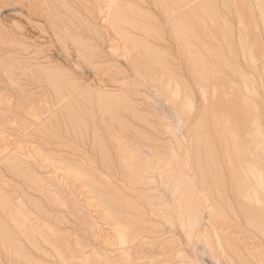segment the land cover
<instances>
[{
    "label": "rangeland",
    "instance_id": "374dc122",
    "mask_svg": "<svg viewBox=\"0 0 264 264\" xmlns=\"http://www.w3.org/2000/svg\"><path fill=\"white\" fill-rule=\"evenodd\" d=\"M181 1L0 0V264H264V0Z\"/></svg>",
    "mask_w": 264,
    "mask_h": 264
},
{
    "label": "bare ground",
    "instance_id": "6f19581e",
    "mask_svg": "<svg viewBox=\"0 0 264 264\" xmlns=\"http://www.w3.org/2000/svg\"><path fill=\"white\" fill-rule=\"evenodd\" d=\"M101 1H102V0H101ZM104 1L106 2V7L108 6L107 8H109V9L112 7L113 4L115 5V4L117 3V2L115 3V0H104ZM182 1H183V0H182ZM182 1H181V3H182ZM194 1H195V0H194ZM99 2H100V1H99ZM187 2H188V1H187ZM202 2H203V1H202ZM102 3H103V2H102ZM118 3H119V2H118ZM188 3H189V2H188ZM203 3H204V2H203ZM179 4H180V3H179ZM183 4H184V3H183ZM185 4H187V3H185ZM189 4H190V3H189ZM189 4H188V5H189ZM104 5H105V4H104ZM118 5H119V4H118ZM118 5H117V6H118ZM117 6H116V7H117ZM181 6H183V5L181 4ZM184 6H185V5H184ZM176 7H178V5H177ZM176 7H175V8H176ZM200 7H201V6H200ZM202 8H203V7H202ZM102 9H103V8H102ZM181 9H182V8H181ZM193 9H194V8H193ZM193 9H192V10H193ZM198 9H199V8H198ZM177 10H178V8H177ZM196 10H197V7H196ZM196 10H195V12L197 13L196 15H198V12H197ZM108 11H109V10H108ZM113 11H114V10H113ZM174 11H175V10H174ZM198 11H199V10H198ZM109 12H110V11H109ZM111 12H112V11H111ZM200 12H201V11H199V13H200ZM202 12H203V11H202ZM103 13L107 16V13H108V12H107V11H104ZM118 13H119V12H118ZM193 13H194V12H193ZM193 13H192V14H193ZM108 14H109V13H108ZM115 14H116V12H115ZM186 14H187V13H186ZM201 14H202V13H201ZM111 15H112V14H111ZM179 15H180V14H179ZM183 15H184V14H183ZM189 15H190V14H189ZM189 15H187V16H189ZM194 15H195V14H193V16H194ZM113 16H114V14H113ZM199 16H201V15H199ZM175 17H176V15H175ZM184 17H185V16H184ZM111 18H112V17H111ZM185 18H186V17H185ZM188 18H190V17H188ZM195 18L197 19L198 17H194V20L196 21ZM179 19H181V18L179 17ZM186 19H187V18H186ZM186 19H185V22L188 23V22L186 21ZM201 19H202V18H201ZM115 20L117 21L118 19H115ZM177 21H179V20H177ZM192 21H193V20H192ZM198 21H199V20H198ZM198 21H197V23H198ZM174 22H175V21H174ZM180 22H181V20H180ZM190 22H191V21H190ZM201 22H202V21H201ZM118 23H119V22H118ZM171 23H172V22H171ZM186 23H184V24H186ZM193 23H194V22H193ZM193 23H191V25H192ZM194 24H195V23H194ZM198 24H199V26H201V25H200V22H199ZM116 25H118V24H116ZM172 25L174 26L175 24H172ZM179 25H180V24H179ZM179 25H178V26H179ZM189 25H190V23H189ZM187 26H188V24H187ZM188 27H189V26H188ZM192 27H193V26H192ZM118 28H119V30H120V29H121V26L118 27ZM118 28H117V29H118ZM174 28H175V27H174ZM176 28H177V27H176ZM178 28H179V27H178ZM186 28H187V27H186ZM186 28H185V29H186ZM121 30H122V29H121ZM183 30H184V29H183ZM186 30H187V29H186ZM191 30H192V28H191ZM191 30H190V31H191ZM190 31L188 30V32H190ZM120 32H121V31H120ZM179 32H181V31H179ZM183 32H184V31H183ZM194 32H195V31H194ZM200 32H201V31H200ZM118 33H119V32H118ZM186 33H187V32H186ZM195 33H196V32H195ZM195 33H194V35H195ZM197 33H198V32H197ZM178 34H180V33H178ZM188 34H189V33H188ZM176 35H177V34H176ZM183 35H184V34H183ZM183 35H182V36H183ZM190 35H191V34H190ZM194 35H193V36H194ZM196 35H198L197 37L199 38V34H196ZM207 35H208V34H207ZM116 36H117V35H116ZM179 36H180V35H179ZM179 36H178V38H179ZM189 37H190V36H189ZM200 37H201V36H200ZM184 38H185V37H184ZM191 38H192V36H191ZM195 38H196V36H195ZM179 39H180V38H179ZM192 39H193V38H192ZM192 39H191V40H192ZM203 39H204V38H203ZM180 40H182V38H181ZM183 40H184V39H183ZM183 40H182V41H183ZM213 40H214V39H213ZM186 41H188V39H187ZM195 41H196V40H195ZM198 41H199V40H198ZM204 41H205V40H204ZM190 42H191V41H190ZM190 42H189V43H190ZM193 42H194V41H193ZM184 43H185V42H184ZM186 43H187V42H186ZM186 43H185V44H186ZM191 43H192V42H191ZM191 43L189 44V46L191 45ZM196 43H197V42H196ZM201 43L203 44V42H201ZM187 44H188V43H187ZM199 44H200V43H199ZM116 45H117V44H116ZM192 45H193V44H192ZM204 45H205V44H204ZM204 45H202V46H204ZM187 46H188V45H187ZM187 46H186V48H187ZM194 46H195V45H194ZM113 47H114V46H113ZM200 48H201V47H200ZM114 50H115V49L113 48V51H114ZM190 50H191V49H190ZM200 50H201V49H200ZM191 51H192V50H191ZM193 52H194V51H193ZM193 52H192V53H193ZM197 52H198V51H197ZM200 53H201V51H200ZM198 54H199V53H198ZM197 56H198V55H197ZM199 56H200V54H199ZM198 58H199V57H198ZM198 58H197V59H198ZM200 58H201V57H200ZM201 59H202V58H201ZM201 59H199V60H201ZM252 60H253V59H252ZM196 65H197V64H196ZM199 65H200V64H199ZM202 65H203V64H202ZM203 68H204V67H203ZM197 69H198V68H197ZM197 69H196V70H197ZM201 69H202V68H201ZM198 71H199V70H198ZM198 71H197V72H198ZM201 72H202V70H201ZM59 74H60V73H59ZM49 75H50V74H49ZM60 75H62V74H60ZM53 76H54V78L52 77V79L54 80V79H55V74H54ZM56 76H57V75H56ZM62 76H63V75H62ZM49 77H51V75H50ZM58 77L60 78V76H58ZM59 78H58V79H59ZM61 78H62V77H61ZM63 78H64V77H63ZM167 86H168V85H167ZM170 86H171V85H170ZM176 86H177V85H176ZM176 86L173 87L174 89H172V91H173L174 95L177 96V95H179V93H178V88H177L179 85H178L177 87H176ZM168 87H169V86H168ZM55 88H56V87H55ZM57 88H58V87H57ZM60 88H61V87H60ZM57 90H58V89H57ZM60 90H62V89H60ZM170 91H171V90H170ZM56 92H57V91H56ZM56 92H55V93H56ZM171 94H172V93H171ZM56 95H57V94H56ZM115 97H117V96H115ZM118 97H119V96H118ZM119 98H120V97H119ZM122 98H123V97H122ZM122 98H120V99H122ZM112 99H114V98H112ZM117 99H118V98H117ZM120 99H119V100H120ZM114 100H115V99H114ZM114 100H113V102H114ZM188 101H189V100H188ZM116 102H118V101H115V103H116ZM120 102H121V101H120ZM190 102L192 103V101H190ZM187 104H188V102H187ZM110 105H111V104H110ZM189 105H190V103H189ZM108 106H109V105H108ZM187 106H188V105H187ZM191 106H192V104L190 105V107H191ZM116 107H117V104H116ZM190 107H189V108H190ZM106 108H107V107H106ZM106 108H105V109H106ZM65 109H66V108H65ZM74 109H75V108H74ZM66 111H67V110H66ZM69 111H70V110H69ZM72 111H73V108H72ZM63 113H64V112H63ZM110 115H111V114H110ZM62 117H63V116H62ZM115 119H117V118H115ZM194 132H195V131H194ZM233 132H234V131H233ZM234 133H236V132H234ZM258 133H259V132H256V134H258ZM197 134H198V133H197ZM254 134H255V133H254ZM230 135H231V134H230ZM0 136H1V135H0ZM2 137H3V135H2ZM234 137H235V136H234ZM2 139H4V138H2ZM108 139H109V138H108ZM125 139H126V138H125ZM213 139H214V138H213ZM117 141H118V140H117ZM127 141H128V139H127ZM110 143H111V142H110ZM120 143H121V142H120ZM236 143H237V142H236ZM256 144H257V143H256ZM262 144H263V142L261 143V145H262ZM117 145H118V143H117ZM120 145H121V144H120ZM138 145H139V144H138ZM201 145H202V144H201ZM263 145H264V144H263ZM131 147H132V146H131ZM240 147H241V146H240ZM18 148H19V147H18ZM20 148H21V147H20ZM141 148H142V147H141ZM152 148H153V147H152ZM154 148H155V147H154ZM235 148H236V147H235ZM120 149H121V148H120ZM120 149H119V150H120ZM132 149H133V148H132ZM129 150H130V149H129ZM239 150H240V149H239ZM19 151H20V150H19ZM19 151H16V152H19ZM130 151H131V150H130ZM245 151H246V150H245ZM23 152H24V151H23ZM222 152H223V151H222ZM243 152H244V151H243ZM24 153H25V152H24ZM39 153L41 154L42 152H39ZM39 153H38V155H39ZM122 153H123V152H122ZM232 153H233V152H232ZM20 154H21V151H20ZM128 154H130V152H129ZM135 154H136V153H135ZM135 154H134V155H135ZM139 154H140V153H139ZM153 154H154V153H153ZM43 155H44V154H43ZM157 155H158V154H157ZM172 155H173V154H172ZM131 156H132V155H131ZM135 156H136V155H135ZM226 156H227V155H226ZM226 156H225V157H226ZM233 156H234V155H233ZM127 157H128V156H127ZM137 157H138V155L136 156V158H137ZM146 157H147V155L144 154V156H143L144 159H142V160L145 161V165H146L145 167H149V165H147V164L149 163V161H148V159H146ZM15 158H16V157H14V159H15ZM44 158H45V157H44ZM152 158H153V157H152ZM156 158H157V157H156ZM221 158H222V157H221ZM8 159H9V158H8ZM10 159H11V158H10ZM14 159H13V160H14ZM128 159H130V158H128ZM137 159H138V158H137ZM13 160H9V162L6 160L7 163H9V167H10V166H13V162H14ZM15 160H17V159H15ZM125 160H126V158H125ZM139 160H140V159H139ZM139 160H138V161H139ZM152 160H153V159H152ZM221 160H222V159H221ZM260 160H261V159H260ZM262 160H264V159L262 158ZM130 161H131V160H130ZM138 161H136V162H138ZM144 161H143V162H144ZM147 161H148V163H147ZM168 161H169V160H168ZM212 161H213V160H212ZM228 161H229V160H228ZM230 161H231V160H230ZM232 161H233V160H232ZM240 161H241V160H240ZM42 162H43V161H42ZM139 162H140V163H143L142 161H139ZM238 162H239V161H238ZM261 162H262V161H261ZM62 163H63V162H62ZM146 163H147V164H146ZM164 163H165V162H164ZM169 163H171V161H169ZM169 163H168V164H169ZM211 163H212V162H211ZM244 163H245V164H244ZM244 163H243L244 166H243L242 162H241V164H240V162L237 163V164H240V165L243 166V167H242V166H238V167H239V169H240L241 172H242V177H240V178H243V180L245 181V182L242 183L241 180H240V178H238V182L240 181L242 184L248 182V183H247V184H248V185H247L248 187H247V186H246V187H243V185H241V183L239 182L240 185H241L243 188H245V189L247 188V191H246V194H245V195H244L243 192L240 193V194H241V195L243 194L242 196L244 197V199L246 198V200L253 202V204H259V205H260V204H263V206H264V168H263L264 166H262V164L259 165L258 162H257V163H256V162L253 163L252 161H249V160H248V161L244 160ZM51 164H52V163H51ZM126 164H127V163H126ZM159 164H160V162L157 161V159H156L155 162L153 163V165L151 166L152 169L149 168V170H151V171H153V172H157V173H158L157 176L160 175V173H159L158 171H161V169L159 168V167H160ZM227 164H228V163H227ZM233 164H234V163H233ZM14 165H15V164H14ZM68 165H69V164H68ZM127 165H128V164H127ZM138 165H140V164H138ZM169 165H170V164H169ZM229 165H230V164H229ZM231 165H232V162H231ZM231 165H230V166H231ZM47 166H48V165H47ZM71 166H72V165H71ZM163 166H164V165H163ZM167 166H168V165H167ZM60 167H61V166H60ZM65 167H66V166H65ZM132 167H133V165H132ZM141 167H142V166H141ZM234 167H235V166H233L232 169H234ZM10 168H11V169H12V168L14 169V167H10ZM15 168H16V165H15ZM71 168H72V167H71ZM57 169H58V168H57ZM61 169H62V168H61ZM66 169H67V171H68V174H70L69 172H71V173H73L72 175H73L74 177H76V176H78V175L80 174V173L74 171L75 168L70 169V168H67V167H66ZM66 169H65V171H66ZM76 169H77V168H76ZM134 169H135V168H134ZM134 169H133V170H134ZM164 169H165V168H164ZM235 169H236V168H235ZM133 170L131 169L130 171H133ZM141 170H142V169H141ZM147 170H148V169H147ZM177 170H178V169H177ZM142 171H143V170H142ZM238 171H239V170H238ZM56 172H57V170H56ZM137 173H138V172H137ZM144 173H145V172H144ZM147 173H148V172H147ZM56 174H57V173H56ZM74 174H76V176H75ZM130 174H131V173H130ZM142 174H143V173H142ZM149 174H150V173H149ZM161 174H162V173H161ZM80 175H82V174H80ZM138 175H139V173H138ZM140 175H141V173H140ZM140 175H139V176H140ZM152 175H153V173H152ZM152 175H151V176H152ZM166 175H167V174H166ZM235 175H237V173H236ZM130 176H131V175H130ZM154 176H155V175H154ZM160 176H161V175H160ZM169 176H170V175H169ZM239 176H240V175H239ZM158 177H159V176H158ZM165 177H167V176H165ZM183 177H184V176H183ZM219 177H220V176H219ZM223 177H224V176H223ZM78 178H80V176H79ZM135 178H136V177H135ZM141 178H142V177H141ZM154 178H155V177H154ZM159 178H160V177H159ZM161 178L163 179L162 176H161ZM210 178H211V177H210ZM217 178H218V177H217ZM232 178H233V177H232ZM76 179H77V178H76ZM156 179H157V178H156ZM173 179H174V178H173ZM222 179H223V178H222ZM149 180H150V179H149ZM157 180H158V179H157ZM182 180H183V179H182ZM229 180H230V179H229ZM229 180H228V181H229ZM232 180H233V179H232ZM235 180H236V179H235ZM150 181H151V180H150ZM158 181H159V180H158ZM163 181H164V180H163ZM221 181H222V180H221ZM246 181H247V182H246ZM249 181H250V182H249ZM155 182H156V181H155ZM167 182H168V181H167ZM182 182H184V181H182ZM185 182H186V181H185ZM185 182H184V183H185ZM229 182H230V181H229ZM150 184H151V183H150ZM186 184H187V183H186ZM237 184H238V183H237ZM178 185H181V184H178ZM178 185H177V186H178ZM244 185H245V184H244ZM146 186H147V185H146ZM146 186H145V187H146ZM167 186H168V185H167ZM183 186H185V185H183ZM186 186H188V185H186ZM186 186H185V187H186ZM180 187H181V186H180ZM180 187H179V188H180ZM188 187H189V186H188ZM188 187H187V188H188ZM240 188H241V187H240ZM243 188H241V191H242ZM176 189H177V188H176ZM185 189H186V188H185ZM189 189H190V188H189ZM189 189H188V190H189ZM245 189H243V190H245ZM157 190H158V189H157ZM170 190H171V189H170ZM235 190H236V187H235ZM131 191H132V190H131ZM177 191H178V189H177ZM180 191H181V190H180ZM182 191H183V190H182ZM182 191H181V192H182ZM192 191H193V190H192ZM239 191H240V190L238 189L237 192H239ZM144 192H146V191H144ZM164 192H165V191H164ZM184 192H185V191H184ZM166 193H167V191H166ZM170 193H171V192H170ZM175 193H176V192H175ZM187 193H191V191H190V192H187ZM187 193H186V192L184 193V195H185V199H187V198H186V197L188 196ZM133 194H134V193H133ZM161 194H162V193H161ZM181 194H182V196H183V193H181ZM186 194H187V196H186ZM193 194H194V192H192L191 195H193ZM237 194H239V193H237ZM136 195H137V194H136ZM144 195H145V194H144ZM166 195H167V194H166ZM191 195H190V196H191ZM235 195H236V194H235ZM241 195H238V196H241ZM147 196H148V195H147ZM163 196H164V195H163ZM193 196H194V195H193ZM205 196H206V195H205ZM242 196H241V197H242ZM193 198H194V197H192L191 199H193ZM155 199H156V198H155ZM2 200H3V199H1L0 201H2ZM194 200H196V199H194ZM240 200H241V199H240ZM4 201L6 202V200H4ZM153 201H154V200H153ZM186 201L189 202V198H188ZM248 201H247V202H248ZM5 202H4V203H5ZM168 202H169V198H168ZM176 202H177V201H176ZM193 202H194V201H193ZM193 202L191 201V203H193ZM195 202H196V201H195ZM182 203H184L183 200H182ZM238 203H240V202H238ZM2 204H3V203H2ZM184 204L186 205V203H184ZM249 204H250V202H249ZM253 204H252V205H253ZM4 205H5V204H3V206H4ZM7 205H8V204H7ZM7 205H6V206H7ZM191 205H192V208H191ZM191 205H190L189 208L193 209V204H191ZM194 205H195V204H194ZM259 205H258V206H259ZM181 206H182V205H181ZM181 206H180V209H181ZM203 206H204V205H203ZM208 206H209V205H208ZM247 206H248V205H247ZM253 206H254V205H253ZM253 206H252V207H253ZM255 206H257V205H255ZM258 206H257V207H258ZM186 207H187V206H186ZM186 207L183 206V208H186ZM194 207H195V206H194ZM209 207H210V206H209ZM241 207H242V206H241ZM260 207H261V206H259V208H260ZM11 208H12V207H11ZM189 208H188V209H189ZM212 208H213V207H212ZM248 208H249V207H248ZM262 208H263V207H262ZM178 209H179V208H178ZM196 209H197V208H195V210H196ZM204 209H205V208H204ZM242 209H243V208H242ZM255 209H257V208H255ZM13 210H14V209H13ZM181 210H182V209H181ZM195 210H194V211H195ZM246 210H247V209H246ZM249 210L252 211L253 209L250 208ZM166 211H167V210H166ZM188 211H189V210H188ZM213 211H214V210H213ZM7 212H8V211H7ZM9 212H10V211H9ZM186 212H187V210H186ZM203 212H204V211H203ZM247 212H248V211H247ZM247 212H246V213H247ZM10 213H11V212H10ZM12 213H13V211H12ZM14 213H15V212H14ZM16 213H17V214H16V215H17L16 217L18 218V217L20 216V218H21L20 222H19L18 220L16 221V222H18L17 224L20 225V226H19V225L16 224L17 229H20L21 226H22V228H23V226H24V227H25V230L27 229V231L30 230L31 232H33L34 230L32 231V229H30V228L28 227V225L25 224V222L27 223V221L29 220V219H28V216H27L26 214L22 213L21 211H18V210L16 211ZM181 213H182V212H181ZM190 213H191V212H190ZM190 213L188 212V214H190ZM192 213H193V210H192ZM199 213H200V212H199ZM209 213H210V212H209ZM246 213H245V214H246ZM251 213H253V211L249 213V214H250V217H252V216H251V215H252ZM182 214H183V213H182ZM182 214H181V215H182ZM184 214H185V213H184ZM184 214H183V215H184ZM202 214H203V213H202ZM257 214H258V213H257ZM260 214H261V213H260ZM260 214H259V215H260ZM199 215H200V214H198V217H196V218H199ZM247 215H248V213H247ZM259 215H257V216L255 215V216L258 217ZM10 216H11V215H10ZM12 216H13V214H12ZM189 216H190V215H189ZM189 216H188V217H189ZM196 216H197V215H196ZM248 216H249V215H248ZM248 216H247V217H248ZM263 216H264V215H263ZM190 217H193V218H194V216H193L192 214H191ZM247 217H246V218H247ZM17 218H16V219H17ZM185 218H186V216H185ZM185 218H182V219L184 220ZM196 218H195V220H196ZM261 218H262V216H260V219H259L260 221H261ZM14 219H15V218H14ZM14 219H13V221H14ZM186 219H187V218H186ZM256 219H257V218H256ZM262 219H263V218H262ZM11 220H12V218H11ZM190 220H191V219H190ZM192 220H193V219H192ZM198 220H199V219H198ZM198 220H196V221H198ZM251 220H252V218H251ZM13 221H12V222H13ZM113 221H114V220H113ZM169 221H170V220H169ZM169 221H168V222H169ZM199 221H201V218H200ZM249 221H250V219H249ZM249 221H248V222H249ZM260 221H259V224H260ZM182 222H184V221H181L180 224H181ZM187 222H188V219H187ZM194 222H195V221H193V223H194ZM206 222H207V220H206ZM206 222H205V223H206ZM253 222H254V221H253ZM262 222H264V220H262ZM171 223H173V222H171ZM190 223H191V222H190ZM197 223H198V222H197ZM254 223H255V222H254ZM112 224H114V223H112ZM183 224H184V223H183ZM187 224H188V223H187ZM194 224H195V223H194ZM194 224H193V225H194ZM207 224H208V223H207ZM252 224H253V223H252ZM114 225H115V227H113V228H114V236H115V238H113V239H114L115 241L112 240V242H114L115 245H118V247H119V246L122 247L123 245H125V244L128 242V241H127L128 239H127V236H126V235H127L126 232L128 231V229L125 227L127 230L124 231L122 227H120V226H118V225H116V224H114ZM121 225H122V224H121ZM197 225H198V224H197ZM209 225H210V224H209ZM254 225L256 226V223H255ZM260 225H261V224H260ZM263 225H264V224H263ZM18 226H19L20 228H18ZM125 226H126V225H125ZM128 226H129V225H128ZM128 226H127V227H128ZM190 226H192V225L190 224ZM199 226H200V225H199ZM258 226H259V225H258ZM110 227H111V226H110ZM188 227H189V225H188ZM194 227H195V226H194ZM196 227L198 228V226H196ZM196 227H195V228H196ZM208 227H209V226H208ZM208 227H207V228H208ZM210 227H211V226H210ZM190 228L192 229L193 227H190ZM190 228H189V229H190ZM199 228H200V227H199ZM258 228H259V227H258ZM263 228H264V226H263ZM0 229H1V228H0ZM189 229H188L187 231L190 233L191 230L189 231ZM260 229L262 230V228H259V230H260ZM2 230H3V229H2ZM25 230H24V231H25ZM184 230H185V229H184ZM203 230L205 231L204 228H203ZM206 230H207V229H206ZM112 231H113V229H112ZM198 231H199V230H198ZM204 231H203L202 234H204V233L206 234V232H204ZM209 231H210V230H209ZM262 231H263V230H262ZM262 231H261V232H262ZM1 232H2V231H1ZM28 232H29V231H28ZM188 232H187V235H190L193 231H192L190 234H189ZM199 232H200V231H199ZM199 232H198V234H199ZM213 232H214V230H213ZM7 233H8V232H7ZM185 233H186V232H185ZM207 233H208V232H207ZM1 234H3V233H1ZM196 234H197V232H196ZM200 234H201V233H200ZM185 235H186V234H185ZM192 235L195 236L194 233H192L190 236L192 237ZM190 236H189V237H190ZM197 236H199V235H197ZM205 236H206V235H205ZM208 236H209V234H208ZM212 236H214V238H216V240H214V241H216V243L218 244V246H220L221 249H222V246L224 245V242H225V240H223V238H222L224 235L221 236V235H219L218 233H214V234H212ZM8 237H9V236H8ZM8 237H7V238H8ZM128 237H129V236H128ZM133 237H134V236H133ZM191 237H190V238H191ZM206 237H207V236H206ZM3 238H4V237H3ZM105 238H106V237H105ZM190 238H189V239H190ZM227 238H228V237H227ZM8 239H9V238H8ZM187 239H188V237H187ZM189 239H188V240H189ZM191 239H192V238H191ZM198 239H199V238H198ZM207 239L210 240L211 237H210V238H207ZM4 240H5V239H4ZM101 240H102V239H101ZM203 240L205 241V239H203ZM208 240H206V241H208ZM108 241H110V240H108ZM108 241H107V242H108ZM129 241L131 242V238H130ZM132 241H133V240H132ZM223 241H224V242H223ZM6 242H7V241H6ZM188 242H191V240L188 241ZM208 242H209V241H208ZM109 243H110V242H109ZM132 243H133V242H132ZM214 243H215V242H214ZM225 243H227V241H226ZM10 244H11V243H10ZM107 244H108V243H107ZM130 244H131V243H130ZM206 244H207V242H206ZM227 244H228V243H227ZM15 245H16V244H15ZM111 245H113V243H112ZM192 245H194V244L192 243ZM207 245H208V244H207ZM210 245H211V244H210ZM210 245H209V247H210ZM213 245H214V244H213ZM4 246H5V245H4ZM132 246H133V245H132ZM215 246H216V245H215ZM218 246H217V247H218ZM16 247H17V246H16ZM18 247H19V246H18ZM118 247H117V248H118ZM212 247H213V246H212ZM212 247H211V248H212ZM223 247H225V246H223ZM10 248H11V247H10ZM14 249H15V248H14ZM173 249H174V248H173ZM213 249H214V248H213ZM217 249H219V248H217ZM8 250H9V249H8ZM15 250H16V249H15ZM118 250H119V249H118ZM181 250H182V249H181ZM181 250H176V251H177L176 253H177V256H178L179 259H180V256H181V254H182V252L179 254V251H181ZM223 250H225V249H222V251H223ZM16 251H17V250H16ZM182 251H183V250H182ZM222 251H221V252H222ZM11 252H12V251H11ZM124 252H125V250H124ZM174 252H175V251H174ZM8 253H10V250H9ZM11 254H12V253H11ZM18 254H19V253H18ZM128 254H129V253H128ZM13 255H14V254H13ZM186 255H187V254H186ZM177 256H176V257H177ZM182 256H183V255H182ZM10 257H11V256H10ZM184 257H186V256H184ZM187 257H189V256H187ZM127 258H129V257H127ZM136 258H137V256H136ZM189 258H190V257H189ZM86 260H87V259H86ZM86 260H85L84 262H86ZM187 261H188V260H187ZM189 261H191V263H192V260H189ZM227 261H228V260H227ZM87 262H88V261H87ZM185 263H186V260H185L183 257H181V259H180V263H179V264H185ZM229 263H231V261H230ZM87 264H88V263H87ZM89 264H90V263H89ZM121 264H122V263H121ZM168 264H169V263H168ZM192 264H194V263H192ZM195 264H196V263H195ZM221 264H222V263H221ZM232 264H235V263L232 262Z\"/></svg>",
    "mask_w": 264,
    "mask_h": 264
}]
</instances>
